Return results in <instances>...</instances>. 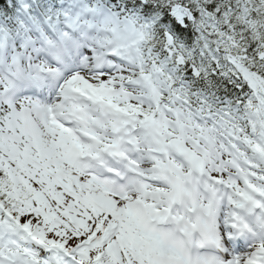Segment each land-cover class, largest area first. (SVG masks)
Wrapping results in <instances>:
<instances>
[{"label": "snow or ice", "instance_id": "snow-or-ice-1", "mask_svg": "<svg viewBox=\"0 0 264 264\" xmlns=\"http://www.w3.org/2000/svg\"><path fill=\"white\" fill-rule=\"evenodd\" d=\"M0 264H264V0H0Z\"/></svg>", "mask_w": 264, "mask_h": 264}]
</instances>
